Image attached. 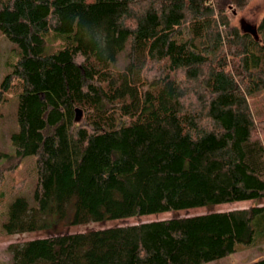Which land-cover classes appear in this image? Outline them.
Listing matches in <instances>:
<instances>
[{
  "label": "trees",
  "instance_id": "obj_1",
  "mask_svg": "<svg viewBox=\"0 0 264 264\" xmlns=\"http://www.w3.org/2000/svg\"><path fill=\"white\" fill-rule=\"evenodd\" d=\"M250 1L0 0V31L21 48L0 102L19 96L12 140L37 177L6 233L264 201V13L257 39L235 15ZM51 32L63 47L46 53ZM238 244L264 245L261 203L7 250L10 264H203Z\"/></svg>",
  "mask_w": 264,
  "mask_h": 264
},
{
  "label": "rangeland",
  "instance_id": "obj_2",
  "mask_svg": "<svg viewBox=\"0 0 264 264\" xmlns=\"http://www.w3.org/2000/svg\"><path fill=\"white\" fill-rule=\"evenodd\" d=\"M7 1V0H3ZM237 22L244 21L246 26L253 28L264 13V0H251L248 6L241 12L235 10ZM63 36L51 32L46 36L45 52L50 53L63 47ZM21 55L20 46L10 41L0 31V84L4 76L11 71L9 64L15 63ZM7 101L0 102V264H10L8 246L12 243L26 242L37 238H43L53 232L65 234L99 230L114 226L134 224L139 221L149 222L162 219H172L195 214L208 213L212 211H230L256 206L258 203L264 205V201L245 200L218 205L210 209H192L169 211L165 213L149 215L140 219L115 220L106 223H90L78 226H63L57 224L52 231L26 232L22 234L8 235L4 224L9 217L12 203L20 197H24L31 205H35L36 189V167L33 156L19 159L12 137L18 132V104L19 96L12 93ZM256 112L264 115V92L252 101ZM83 116V113H82ZM264 144V140H263ZM264 257L263 246H251L238 244L236 251L223 258L203 264H248Z\"/></svg>",
  "mask_w": 264,
  "mask_h": 264
},
{
  "label": "water",
  "instance_id": "obj_3",
  "mask_svg": "<svg viewBox=\"0 0 264 264\" xmlns=\"http://www.w3.org/2000/svg\"><path fill=\"white\" fill-rule=\"evenodd\" d=\"M235 14H236V13H235ZM240 24H241V27H242V29H243L244 31L251 32V33L255 34V37H256V39H257V34H256L255 27L250 28V27L246 26V24H244V21H243V20H241V23H240ZM81 119H82V112H81L80 110H77V111H76V117H75V120H76L77 122H79Z\"/></svg>",
  "mask_w": 264,
  "mask_h": 264
}]
</instances>
